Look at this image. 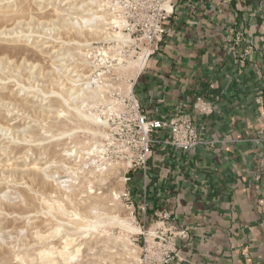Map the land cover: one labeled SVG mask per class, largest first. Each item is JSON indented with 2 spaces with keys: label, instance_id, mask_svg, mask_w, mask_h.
I'll return each instance as SVG.
<instances>
[{
  "label": "rangeland",
  "instance_id": "rangeland-1",
  "mask_svg": "<svg viewBox=\"0 0 264 264\" xmlns=\"http://www.w3.org/2000/svg\"><path fill=\"white\" fill-rule=\"evenodd\" d=\"M149 4L0 0V264L142 263L127 126Z\"/></svg>",
  "mask_w": 264,
  "mask_h": 264
},
{
  "label": "crops",
  "instance_id": "crops-1",
  "mask_svg": "<svg viewBox=\"0 0 264 264\" xmlns=\"http://www.w3.org/2000/svg\"><path fill=\"white\" fill-rule=\"evenodd\" d=\"M173 1L175 15L134 95L152 119L195 117L209 144L184 152L161 132L129 193L147 227L166 211L190 230L172 264H264V0ZM199 97L212 102L211 115L194 109Z\"/></svg>",
  "mask_w": 264,
  "mask_h": 264
},
{
  "label": "built area",
  "instance_id": "built-area-1",
  "mask_svg": "<svg viewBox=\"0 0 264 264\" xmlns=\"http://www.w3.org/2000/svg\"><path fill=\"white\" fill-rule=\"evenodd\" d=\"M146 3H150L147 10L149 28L144 38L151 49L149 55H152L158 50L167 34L165 24L175 15V3L173 0H146ZM231 33L234 31L231 30ZM242 40L241 35L237 33L235 42L240 44ZM247 55L248 53L245 52L240 56L238 60L240 65L245 64ZM194 109L204 116L211 115L214 111L212 102L200 97L196 99ZM130 111L133 122L127 126L130 132L128 145L129 149L135 152L136 165L142 170L147 168L154 146L158 144L157 136L163 131L168 132L164 143L176 150L187 152L209 144L200 139L196 129V119L191 115L177 114L168 120L152 119L143 111L134 94L130 102ZM173 220L170 213L160 211L152 226L146 228L144 221L145 232L142 233L144 250L141 264H171L179 258L181 249L188 246L191 239L190 230L173 224Z\"/></svg>",
  "mask_w": 264,
  "mask_h": 264
},
{
  "label": "bare ground",
  "instance_id": "bare-ground-1",
  "mask_svg": "<svg viewBox=\"0 0 264 264\" xmlns=\"http://www.w3.org/2000/svg\"><path fill=\"white\" fill-rule=\"evenodd\" d=\"M143 65V64H142ZM140 72V71H139ZM139 72H137V74L139 73ZM137 74H136V76H137ZM132 219H128V221H131ZM131 224V223H130ZM67 243V242H66Z\"/></svg>",
  "mask_w": 264,
  "mask_h": 264
}]
</instances>
